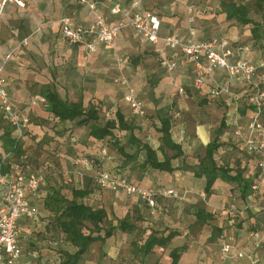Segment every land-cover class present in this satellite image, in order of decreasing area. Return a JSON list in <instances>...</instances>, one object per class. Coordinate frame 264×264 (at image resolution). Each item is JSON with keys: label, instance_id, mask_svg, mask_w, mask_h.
Listing matches in <instances>:
<instances>
[{"label": "crops", "instance_id": "obj_1", "mask_svg": "<svg viewBox=\"0 0 264 264\" xmlns=\"http://www.w3.org/2000/svg\"><path fill=\"white\" fill-rule=\"evenodd\" d=\"M23 1L24 7L8 3L2 15L0 75L14 106L30 117L22 138L24 154L31 170L44 174V180L35 195L27 193L35 217L18 221L19 264H29V254L35 256L42 249L45 240L40 235L56 239L53 245L66 242L68 250L76 249L66 240L56 211L49 205L61 206L53 199L56 196L83 201L103 209L106 220L114 218L110 226L115 227L106 240L111 258L119 248H125L127 255L136 249L135 258L139 259L135 261L140 264H171V250L179 247L183 249L177 264H247V258L234 262L221 257L217 236L223 233L234 252L253 251L264 261V176L260 175L257 155L248 151L244 142L255 113L249 101L255 87L242 78L230 77L221 67L206 72L198 86L194 62L167 48L163 40L150 41L131 25L134 11L152 13L160 19L161 36L175 34L186 42L224 39L230 44L231 62L245 58L261 65L264 0H87L95 4L94 9L79 0ZM117 4L123 11L113 14L111 9ZM189 6L198 11L193 21ZM97 15L105 16L109 24L125 23L113 45L88 35L87 40L95 45L90 50L82 43L70 44L62 36V17L88 26ZM254 27L261 34L259 41L253 36ZM245 47L248 49L241 50ZM123 58L129 62L120 61ZM165 60L174 62V69L169 70ZM202 64L207 65L206 58ZM120 76L128 78L143 103L144 117L134 115L125 101L128 88L116 82ZM181 87L184 94L179 92ZM216 89L221 93L213 94ZM46 92L67 105L97 109L100 123L115 122L113 134L96 139L90 136V124L78 126L76 120H61L50 111L47 99L32 103L35 96ZM222 122L220 145L209 164L207 147ZM8 128L0 111V146ZM153 156L165 162L167 169L155 167ZM213 163L226 172L214 178L212 193L206 194L208 169ZM100 171L145 187L174 188L183 198L159 200L165 207L161 213L122 189L97 185L94 178ZM6 174H13V170ZM248 184L258 188L245 192ZM74 189L89 194L75 198ZM122 222L133 228L121 229ZM170 231L179 234L168 245H156L147 254L138 250L150 234L165 236ZM253 232L260 233L259 247H255ZM140 234L143 239L136 241ZM27 246L38 249L26 250ZM51 256L56 257L48 254L47 258Z\"/></svg>", "mask_w": 264, "mask_h": 264}, {"label": "built area", "instance_id": "obj_2", "mask_svg": "<svg viewBox=\"0 0 264 264\" xmlns=\"http://www.w3.org/2000/svg\"><path fill=\"white\" fill-rule=\"evenodd\" d=\"M82 4L94 9L95 4L88 3L87 0H79ZM8 3H14L19 7H24L23 0H1L0 1V30L2 24V15ZM136 3L133 4V7ZM123 11L117 4L112 9L113 14H119ZM194 6L188 7L190 21L195 18ZM202 11H199V13ZM62 36L70 44L82 43L90 50L95 49L93 42L87 40L88 35H92L97 41L106 45H113L125 23L118 21L115 24H109L103 15H97L94 23L88 26L76 25L71 18L62 17L59 20ZM131 25L134 30L145 36L152 42L163 40L165 46L181 52L187 59L195 63L196 66V84L200 86L203 76L206 72H212L214 68L221 67L226 70L232 78H242L247 83L255 87V92L250 96L249 101L255 106V113L248 124V135L244 138L245 147L248 151L258 157V166L260 175L264 176V119L262 111L264 104V72L258 74V69L245 58H239L231 62L228 58L232 55L230 44L227 40L212 38L204 41L196 40L192 42L182 41L175 34L166 36L160 35L161 22L157 15L152 13H142L134 11L131 17ZM247 50L248 48H241ZM206 58L207 65L202 64V59ZM122 62H129V58H123ZM169 70L174 69L175 63L168 60L163 61ZM264 66V63L261 65ZM259 79L261 84H257L255 79ZM116 82L125 85L128 88L125 101L131 106L132 112L136 116L144 117L146 110L143 103L138 99L134 88L130 86L128 78L120 76ZM228 91V88H224ZM222 90H214L213 94L218 95ZM179 92L184 94V88H179ZM45 100L41 95L35 96L32 101ZM0 111L2 112L9 125L15 131L18 139H22L30 125V117L24 115L18 110L11 101L4 80L0 75ZM240 135V132H236ZM27 154H23L19 161L12 164L13 174H0V264H19L21 258L20 235L21 229L19 219L22 217H35V210L30 206L27 200V193L36 194L39 191L40 184L44 180V174L34 172L29 165ZM95 183L102 188L122 189L129 195H135L140 200L146 202L148 206L157 208L163 213L165 207L160 203L161 199H181L183 194L174 188H155L145 187L129 181L126 177H118L107 171H100L96 174ZM252 190L258 188L257 184L252 185ZM235 208V207H233ZM253 237L257 239L255 247H259L260 233L253 232ZM220 255L223 259L237 262L240 259H249L247 264H264L263 259L256 253L233 251L232 246L227 242L226 236L221 233L217 236ZM57 244V242H55Z\"/></svg>", "mask_w": 264, "mask_h": 264}, {"label": "trees", "instance_id": "obj_3", "mask_svg": "<svg viewBox=\"0 0 264 264\" xmlns=\"http://www.w3.org/2000/svg\"><path fill=\"white\" fill-rule=\"evenodd\" d=\"M247 20V19H246ZM243 20V21H246ZM252 33L254 38L259 41L261 34L259 29L253 28ZM258 43V42H257ZM262 65V64H261ZM254 65L258 69V74L264 72V66ZM255 82L261 84V82L256 78ZM255 90L251 95H253ZM49 103V109L61 120L71 119L76 120L78 126L83 124H90V136H93L96 139H104L108 135H112V130L115 128V122L113 120H108L106 123L102 124L99 122L98 110L95 108L87 109L81 105H67L62 100L58 99L53 93H44L42 94ZM249 95V98L250 96ZM252 109H255L254 105H251ZM264 107V104H263ZM262 119H264V108L262 111ZM122 125V122H120ZM224 123L222 122L220 128L215 131L214 139L207 147V156L209 157V164H211L212 155L214 151L219 147V133L221 132ZM11 127V126H10ZM12 128V127H11ZM11 128H8L3 135L4 145L0 146V174H6L12 169V164L20 160L21 156L25 153L24 145L22 139H18L17 136H13ZM164 132L168 133L167 128H163ZM117 148L122 153L124 148L118 146ZM212 159V160H211ZM153 164L155 167L160 169H167L168 165L165 162H159L154 158ZM213 162V161H212ZM172 169V168H169ZM210 173L207 175L208 182L205 188L206 194L212 193V183L215 177L219 176L226 172V169L223 167H218L216 163H213L211 169H208ZM253 184L246 185L243 189L245 192L252 187ZM244 192V193H245ZM73 194L75 198L85 197L89 194L87 190L74 189ZM61 197V196H60ZM59 196L53 198L57 202H61V206H57L54 203H49L53 206L56 211V221L61 225L63 231L66 233V240L69 241L72 245L76 247V250L72 253H68L67 258L62 261L61 264H80L82 257L87 253L89 247L92 243L101 241L102 245L106 243L107 238L110 237L115 226H110L109 228H104L103 221L105 220V211L101 208L94 209L90 205L85 204L83 201L76 199L67 201L65 198H60ZM52 200V199H51ZM52 200V201H54ZM51 201V202H52ZM90 222L93 225L94 231H91L88 234H85L82 230L84 223ZM121 229H132L133 227L126 222H122L119 226ZM105 230L104 235L101 232ZM178 231H170L165 236H157L152 233L148 236L142 247L138 248L139 251L144 252L145 254L152 251V249L158 246H166L171 240L178 235ZM183 248H173L171 250L172 263L177 264L180 251Z\"/></svg>", "mask_w": 264, "mask_h": 264}, {"label": "rangeland", "instance_id": "obj_4", "mask_svg": "<svg viewBox=\"0 0 264 264\" xmlns=\"http://www.w3.org/2000/svg\"><path fill=\"white\" fill-rule=\"evenodd\" d=\"M110 220H114V218L112 219H107L105 218V220L103 221V226L104 228H109L110 227ZM119 222V221H118ZM83 232L85 234L90 233L91 231H94V228L92 226V224L90 222H85L84 226L82 228ZM104 234V231H102V235ZM141 234L136 235V241H138L140 239ZM40 239L45 240V243L42 245V249L43 248H47L49 250H47L46 252H42L40 249L39 252H37L35 254V256L31 254H29V258L26 259L27 261H29V264H61L63 260H65L67 258L68 253H72L74 252L76 249H71L68 250L69 248L67 247V243L64 242L62 244H58V245H53L52 242H54V240L56 239H50V238H45V236H38ZM131 239V238H130ZM143 238H141L140 240H142ZM117 244V243H115ZM117 246H114V248ZM25 248V246H24ZM38 248L35 249H31L28 248L26 250H30V251H34L37 250ZM108 251H109V244H104L102 245L101 242H96L94 244H92L89 248V250L87 251V253L82 257L80 264H140L139 261H135V259H139V258H135L138 254V251L135 249H132V252L127 255L126 254V250L125 248H119L118 250L114 251L111 253L115 254L113 255L111 258L110 255L108 256ZM48 254H53L56 255V257H49L47 258ZM134 255V257H133ZM110 257V258H109Z\"/></svg>", "mask_w": 264, "mask_h": 264}]
</instances>
